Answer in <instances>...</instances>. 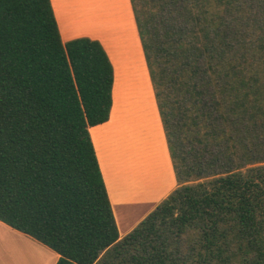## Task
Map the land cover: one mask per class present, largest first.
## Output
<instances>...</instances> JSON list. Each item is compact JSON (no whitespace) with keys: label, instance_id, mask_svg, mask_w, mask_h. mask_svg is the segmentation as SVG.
Listing matches in <instances>:
<instances>
[{"label":"trees","instance_id":"1","mask_svg":"<svg viewBox=\"0 0 264 264\" xmlns=\"http://www.w3.org/2000/svg\"><path fill=\"white\" fill-rule=\"evenodd\" d=\"M131 1L177 189L120 238L89 131L110 119L108 55L64 44L51 0H0V221L57 264H264V0ZM188 102L198 154L171 125Z\"/></svg>","mask_w":264,"mask_h":264},{"label":"crops","instance_id":"2","mask_svg":"<svg viewBox=\"0 0 264 264\" xmlns=\"http://www.w3.org/2000/svg\"><path fill=\"white\" fill-rule=\"evenodd\" d=\"M51 3L62 42L80 38L99 42L114 69L110 119L89 131L122 239L178 187L132 1ZM141 206L144 212L139 211ZM58 260L54 251L0 221V264Z\"/></svg>","mask_w":264,"mask_h":264},{"label":"rangeland","instance_id":"3","mask_svg":"<svg viewBox=\"0 0 264 264\" xmlns=\"http://www.w3.org/2000/svg\"><path fill=\"white\" fill-rule=\"evenodd\" d=\"M135 2L137 3L138 9L141 12H143V13L147 12V10L145 9V3H144L143 0H135ZM147 9H148V13L149 12H153V10H154V8H150V7H147ZM176 20L178 21L179 19H176ZM137 27H138V24H137ZM187 29H191V27L189 26V27H187ZM139 35H140V33H139ZM155 66H156V64H155ZM170 90H172V89H170ZM131 97H132V94H131ZM183 107L186 108V110H188L187 114H185L186 116L184 118L171 119V121H172L171 125L172 124H176V126H178V129H179L180 133L183 135V137H184L183 141H184V145H185V152H188L189 154L192 153V152L195 153V154H198V133H196L198 128L192 122V120L195 118V114H197V113L194 111L193 106H191V104L189 102L187 103V105H185V106L183 105ZM158 109H159V107H158ZM159 112H160V110H159ZM184 112H186V111L184 110ZM182 119L183 120H187V121H182ZM199 128L202 129V130H200V135H201V139L200 140H201V143H203V145H204L202 147V150L208 151L209 153L210 152L216 153V151L219 152L218 142L215 141V140L218 139V137H217V139H215V134L213 135V137H211V135H210L209 141L206 142V140H208L207 139V135H208L207 133L210 134V130L207 129V123L204 122L203 125L199 126ZM187 132H189V133H187ZM218 135H219V137L221 136L220 134H218ZM219 139H222V138L220 137ZM157 154L158 153L155 154V158H154L156 161H158V159H159L158 158L159 156ZM172 165H173L172 166L173 167V171L175 173L173 161H172ZM175 177H176V175H175ZM150 203H149V205H150ZM144 207L146 208L148 206L146 204H144ZM145 208H143V206H141L139 211H141V212L143 211L144 212ZM136 213L137 212L131 214V216L135 217ZM133 222H134V220H130V223H133ZM123 231H124V228H121V234L123 233ZM26 251H28V253H30V250L28 248H27ZM36 255L38 256V254H36Z\"/></svg>","mask_w":264,"mask_h":264},{"label":"bare ground","instance_id":"4","mask_svg":"<svg viewBox=\"0 0 264 264\" xmlns=\"http://www.w3.org/2000/svg\"><path fill=\"white\" fill-rule=\"evenodd\" d=\"M134 121V120H133Z\"/></svg>","mask_w":264,"mask_h":264}]
</instances>
